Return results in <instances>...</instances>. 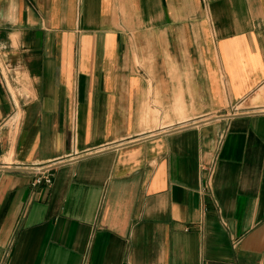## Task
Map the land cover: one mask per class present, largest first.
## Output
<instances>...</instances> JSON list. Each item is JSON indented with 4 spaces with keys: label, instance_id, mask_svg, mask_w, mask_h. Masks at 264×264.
<instances>
[{
    "label": "crops",
    "instance_id": "0c3cea01",
    "mask_svg": "<svg viewBox=\"0 0 264 264\" xmlns=\"http://www.w3.org/2000/svg\"><path fill=\"white\" fill-rule=\"evenodd\" d=\"M13 15L0 264H264V0H15Z\"/></svg>",
    "mask_w": 264,
    "mask_h": 264
},
{
    "label": "clouds",
    "instance_id": "9594fccd",
    "mask_svg": "<svg viewBox=\"0 0 264 264\" xmlns=\"http://www.w3.org/2000/svg\"><path fill=\"white\" fill-rule=\"evenodd\" d=\"M15 7V0H10L7 9H0V20L15 23V17L13 15Z\"/></svg>",
    "mask_w": 264,
    "mask_h": 264
},
{
    "label": "built area",
    "instance_id": "2783aa9c",
    "mask_svg": "<svg viewBox=\"0 0 264 264\" xmlns=\"http://www.w3.org/2000/svg\"><path fill=\"white\" fill-rule=\"evenodd\" d=\"M211 169L212 168L209 169V177H208V180H210V177H211V173H212V170ZM208 180H207V182L205 184V187L208 190H210L211 185H210V181H208ZM41 182H45L46 184H50L52 182V173L51 172H47V173H45L43 175H39V176L35 177L34 180H33V183L34 184H36V183L39 184Z\"/></svg>",
    "mask_w": 264,
    "mask_h": 264
}]
</instances>
